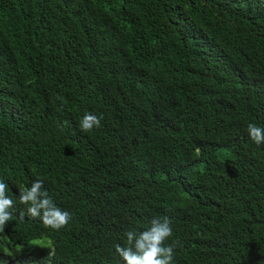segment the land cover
Listing matches in <instances>:
<instances>
[{
	"label": "trees",
	"instance_id": "trees-1",
	"mask_svg": "<svg viewBox=\"0 0 264 264\" xmlns=\"http://www.w3.org/2000/svg\"><path fill=\"white\" fill-rule=\"evenodd\" d=\"M86 112L101 127L82 132ZM264 0H0V264H125L167 215L172 264H264ZM72 214L21 212L36 179Z\"/></svg>",
	"mask_w": 264,
	"mask_h": 264
},
{
	"label": "clouds",
	"instance_id": "clouds-1",
	"mask_svg": "<svg viewBox=\"0 0 264 264\" xmlns=\"http://www.w3.org/2000/svg\"><path fill=\"white\" fill-rule=\"evenodd\" d=\"M102 115L86 112L79 122L82 132L88 133L100 128ZM247 133L256 145L264 144V127L253 123L247 126ZM44 181L36 179L30 187H19L18 203L26 208L21 215L27 214L31 219H40L51 229L60 230L67 226L72 219V214L59 207L43 187ZM9 185L0 179V233L4 232L12 220L14 201L8 193ZM172 221L167 215L154 217L150 226L142 231L129 229L125 231L126 242L117 244L115 252L125 264H172L174 247L177 241L166 244L172 236Z\"/></svg>",
	"mask_w": 264,
	"mask_h": 264
}]
</instances>
